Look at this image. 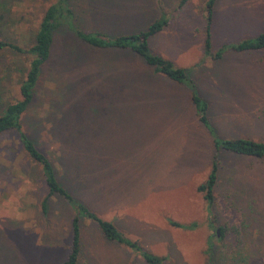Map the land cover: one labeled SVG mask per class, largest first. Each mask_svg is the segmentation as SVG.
Instances as JSON below:
<instances>
[{"label": "rangeland", "instance_id": "374dc122", "mask_svg": "<svg viewBox=\"0 0 264 264\" xmlns=\"http://www.w3.org/2000/svg\"><path fill=\"white\" fill-rule=\"evenodd\" d=\"M54 1L0 0V39L29 48ZM180 1L68 0L71 18L53 32L48 59L19 121L73 202L54 195L43 209L47 189L39 165L26 156L17 133H2L0 264H62L70 222L78 215L73 203L110 222L142 251L163 258L162 264H211L208 242L212 264H264V158L220 152L208 206L196 188L206 179L214 149L185 102L183 86L173 87L182 96L174 114L130 115L128 102L149 104L164 93L151 81L152 69L128 50L92 48L73 33L114 37L164 19L166 25L148 39L150 52L174 66L192 64L187 77L205 98L214 134L264 143V50L229 47L264 33V0H214L210 56L221 51L214 61L202 53L208 0ZM195 58L198 62H189ZM28 62L25 55L0 50V114L20 100ZM135 117L164 126L141 127ZM78 217L77 264H146ZM166 219L196 227L173 228Z\"/></svg>", "mask_w": 264, "mask_h": 264}, {"label": "trees", "instance_id": "16d2710c", "mask_svg": "<svg viewBox=\"0 0 264 264\" xmlns=\"http://www.w3.org/2000/svg\"><path fill=\"white\" fill-rule=\"evenodd\" d=\"M184 2L185 0H181L179 4L181 5ZM213 2L214 0H208L206 3V26L203 39V54L205 57H209L210 60L218 59L221 52L219 50L216 54L210 56L211 41L209 26L211 20V6ZM70 18L71 11L69 9L68 0H55L44 10L33 33L32 44L29 48L23 49L8 40L0 39V50L7 49L29 58L28 70L26 71L25 77L19 87L20 100L5 106L3 113L0 114V135L7 131L17 133L18 142L26 156L32 162L39 165L47 189V196L41 203L43 209L45 208L47 198L50 196L57 195L67 202H73V200L58 183L49 159L44 154L38 152L34 143L25 133L22 132L19 119L31 102L32 89L37 82L42 65L48 59L53 32ZM165 25L166 21L160 18L150 23L143 31L117 35L114 37H107L92 32L82 33L76 30H73V33L83 43L92 48L128 50L140 58L147 67L151 68L153 75H160L170 82L184 85L190 89V102L194 109V115L197 118L199 125L209 134L211 145L214 149V155L206 179L196 188V191L202 194L204 201L210 206L213 200V189L217 183L219 153L225 152L236 156L261 159L264 158V143L247 138H221L214 134L212 127L207 121V105L194 93L193 85L188 79L186 71L174 66L169 60L150 52L148 39L159 33ZM229 47L235 52L264 50V33H260L251 39L236 42V44L230 45ZM73 204L74 205L72 206L74 207L75 212L92 221L106 241L115 242L121 246L130 248L133 252L138 254L146 264H162L163 258L152 256L142 251L135 242L129 241L120 235L110 222L99 219L96 215L87 211L79 204ZM78 215L74 216L70 222L71 239L69 242V253L62 264H77L81 253ZM166 222L170 227L187 231H191L196 227L195 223L179 224L170 219H166ZM221 232V229L218 228L214 234L217 236L218 233L221 234ZM207 250L206 253L212 264L213 246L209 242L207 243Z\"/></svg>", "mask_w": 264, "mask_h": 264}, {"label": "crops", "instance_id": "0c3cea01", "mask_svg": "<svg viewBox=\"0 0 264 264\" xmlns=\"http://www.w3.org/2000/svg\"><path fill=\"white\" fill-rule=\"evenodd\" d=\"M158 34V33H157ZM149 46V44H148ZM150 49V47H149ZM181 53H185V50H182ZM203 53V51H202ZM202 56V55H201ZM199 59H192L189 62H198ZM210 61H214V60H210ZM188 63V62H187ZM186 64V63H185ZM192 64H188V65H182L181 63H178V65H176L179 68H182L186 71V67L190 66ZM187 72V71H186ZM123 77V76H121ZM151 78V81L155 82V88L157 90H163L164 93L161 94L160 98H151L148 103H145L143 101V99L140 101V105H132V103H129V107L128 109V114L130 115H134V116H140V114H143V116H158L160 114H164L166 112L170 113V114H174L176 112V110H178L181 106V102L180 99L182 98V96L180 95V93H177L176 91L173 90V87L178 88V86H183L184 92L187 94L185 96V98H187V100L185 101L189 107H191L192 112H193V107L192 104L190 102V90L188 89V87L184 86V85H179L173 82H170L169 80H166L164 77L154 74L153 76H149ZM128 79L132 84L133 87V81L131 76L128 75ZM194 80V81H193ZM191 81V80H190ZM194 85V89H195V79H192ZM173 91V92H172ZM116 92H117V88H116ZM199 98L205 99L204 97H202V95L200 94V92H198V90L195 89L194 92ZM138 98V97H137ZM167 110V111H166ZM194 114V113H193ZM195 116V115H194ZM135 120H142V124H140L141 127H152V126H156V125H160L162 123H158V122H149L148 119H146V124L143 123V121L145 120L143 117H135ZM134 128H132L134 131L137 132V130L140 128L138 123H134L133 124ZM164 126V124H162ZM138 138V133L135 134L134 136V140H136ZM166 139V136L164 137V141ZM231 139H235V138H231ZM250 139V138H247ZM254 141H257L255 139H251Z\"/></svg>", "mask_w": 264, "mask_h": 264}]
</instances>
